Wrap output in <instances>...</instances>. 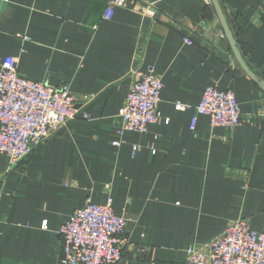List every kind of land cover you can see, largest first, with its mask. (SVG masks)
<instances>
[{
	"label": "crops",
	"instance_id": "1",
	"mask_svg": "<svg viewBox=\"0 0 264 264\" xmlns=\"http://www.w3.org/2000/svg\"><path fill=\"white\" fill-rule=\"evenodd\" d=\"M219 4L245 64L264 78V0ZM110 5L0 0V63L16 58L22 76L68 84L79 104L90 98L88 119L17 167L0 154L1 264H64L60 228L89 200L112 199L129 220L121 264H184L188 248L240 219L264 232V86L237 60L212 1L127 0L106 20ZM138 64L162 77V120L146 134L126 132L117 147ZM212 85L236 94L242 125L213 128L197 115Z\"/></svg>",
	"mask_w": 264,
	"mask_h": 264
},
{
	"label": "built area",
	"instance_id": "2",
	"mask_svg": "<svg viewBox=\"0 0 264 264\" xmlns=\"http://www.w3.org/2000/svg\"><path fill=\"white\" fill-rule=\"evenodd\" d=\"M110 4L124 7L127 0H110ZM111 5L106 20L113 17ZM184 42L193 44L190 39ZM131 73L133 81L119 112L118 140L113 142L117 147L126 132L146 134L162 120V77L148 64H138ZM89 102L85 97L79 104L68 84L56 88L22 76L18 59H5L0 63V154L9 159L10 168L17 167L69 122L88 119ZM176 109L184 111L188 106L177 103ZM196 112L207 116L213 128H236L244 122L236 94L214 85L206 88ZM196 124L197 117L191 128ZM128 224L126 217L115 214L112 199L104 205L89 200L60 228L63 263L121 264L129 244ZM184 264H264V232L254 231L247 220H236L209 244L188 248Z\"/></svg>",
	"mask_w": 264,
	"mask_h": 264
},
{
	"label": "water",
	"instance_id": "3",
	"mask_svg": "<svg viewBox=\"0 0 264 264\" xmlns=\"http://www.w3.org/2000/svg\"><path fill=\"white\" fill-rule=\"evenodd\" d=\"M211 1L214 4V6H215V8L217 10L218 16H219L220 21L222 23L223 30H224L225 35H226V37L228 38V40H229V42L231 44V47H232V49L234 51V54H235L237 60L240 62V64L242 65L243 69L247 72V74L250 77L255 79L257 82L262 83L263 86H264V78H262L260 75H256L253 71H251L248 68V66L245 64L244 60L242 59L241 53H240V51L237 48L236 42L234 41V39L232 37V34H231L230 29H229L228 23L226 22L225 16H224L223 11H222V8H221V6L219 4V0H211Z\"/></svg>",
	"mask_w": 264,
	"mask_h": 264
}]
</instances>
